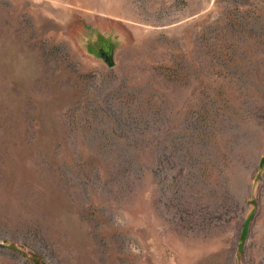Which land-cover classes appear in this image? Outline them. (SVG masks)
<instances>
[{
    "label": "rangeland",
    "instance_id": "rangeland-1",
    "mask_svg": "<svg viewBox=\"0 0 264 264\" xmlns=\"http://www.w3.org/2000/svg\"><path fill=\"white\" fill-rule=\"evenodd\" d=\"M0 264H264V0H0Z\"/></svg>",
    "mask_w": 264,
    "mask_h": 264
},
{
    "label": "trees",
    "instance_id": "trees-1",
    "mask_svg": "<svg viewBox=\"0 0 264 264\" xmlns=\"http://www.w3.org/2000/svg\"><path fill=\"white\" fill-rule=\"evenodd\" d=\"M5 248H6V249H10V250L15 251V252H19L18 249H16L13 245L8 246V247L5 246Z\"/></svg>",
    "mask_w": 264,
    "mask_h": 264
}]
</instances>
